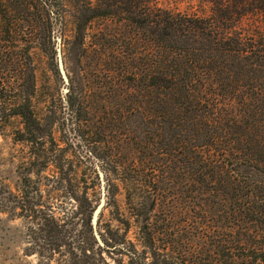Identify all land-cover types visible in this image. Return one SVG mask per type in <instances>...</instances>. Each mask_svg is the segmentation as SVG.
Listing matches in <instances>:
<instances>
[{"label":"trees","instance_id":"trees-1","mask_svg":"<svg viewBox=\"0 0 264 264\" xmlns=\"http://www.w3.org/2000/svg\"><path fill=\"white\" fill-rule=\"evenodd\" d=\"M7 1L0 0V133L15 120L20 126L15 139L33 144L44 140V125L33 108L30 54L8 47L22 38L19 22L29 21L31 3ZM72 1L81 28L94 18L119 17L146 41L137 67L129 59L118 73L90 74L92 106L70 95L77 129L85 111L96 119L85 142L131 185L137 208L144 184L151 189L148 209L173 208L172 196L186 188L189 209L198 210L195 216L208 225L209 241L220 244H213L207 261L264 264V0H202L209 13L201 16L157 7L151 0ZM42 12L50 35V15ZM249 15L259 25L242 27ZM135 108L141 145L129 148L124 132ZM94 210L88 205L83 211L77 233L46 216L37 225L45 247L37 253L38 264H106L103 252H118L131 264H155L133 247L100 246L91 226ZM143 231L145 250L160 252L154 233ZM163 256L160 264H171Z\"/></svg>","mask_w":264,"mask_h":264},{"label":"rangeland","instance_id":"rangeland-1","mask_svg":"<svg viewBox=\"0 0 264 264\" xmlns=\"http://www.w3.org/2000/svg\"><path fill=\"white\" fill-rule=\"evenodd\" d=\"M20 1L31 3L28 8L32 15L25 22L16 18L23 25L24 34L8 47L30 54L26 64L34 70L32 102L44 125L40 133L44 140L33 144L17 141L16 130L20 126L15 120L0 133V260L10 264H38L37 253L44 247V241L37 225L42 226L44 218L52 215L59 225L77 233L83 211L88 205L97 209L102 200L94 228L102 245L117 243L123 248L133 247L138 254L147 253L148 263L160 264L165 255L171 264H221L217 259L207 261L206 257L213 255L214 245L219 243L209 241L208 225L195 216L198 210L189 209L186 188L183 194H176L178 189L173 191L176 194L172 196L173 208L148 209L151 189L144 184L142 191L137 188L141 206L135 207L131 185L124 183L119 173L112 172L107 161L85 142L90 131L94 133V115L89 111L82 113L84 124L77 129L69 109L70 95L76 102L92 106L91 96L95 93L90 94V90L95 85L90 74L96 69L111 74L118 73L117 69L124 68L129 59H134L136 67L141 64L146 55L144 33L129 27L119 17L94 18L81 28L72 0ZM151 2L187 15L209 13L208 5L202 0ZM42 11L50 15V35ZM81 15L84 14L80 12ZM242 23L244 28L253 27L259 25V20L249 15ZM58 57L64 78L58 70ZM135 96L141 99L137 93ZM137 111L135 108L130 120H126L128 132H124V140L129 148L141 145ZM32 210L39 214L33 215ZM146 227L155 234V248L160 252L143 247ZM54 257L57 262L62 259L57 254ZM102 257L106 264H131L118 252H103Z\"/></svg>","mask_w":264,"mask_h":264},{"label":"water","instance_id":"water-1","mask_svg":"<svg viewBox=\"0 0 264 264\" xmlns=\"http://www.w3.org/2000/svg\"><path fill=\"white\" fill-rule=\"evenodd\" d=\"M57 55H59V52H58V49H57ZM58 70H59V73L60 75L62 76V78H64V73L62 71V65H61V61H60V58L58 57ZM99 177L102 181V176L101 174H99ZM103 206V201L101 200L99 206L97 207V209L94 210L93 212V215H92V218H91V226H92V229H93V234L98 242V244L100 246H103L102 243L99 241V239L97 238L95 232H94V228H95V225H96V219H97V216L99 215L100 211H101V208Z\"/></svg>","mask_w":264,"mask_h":264}]
</instances>
